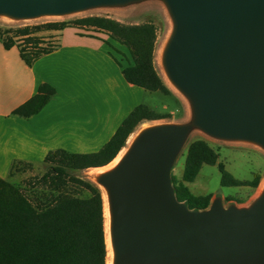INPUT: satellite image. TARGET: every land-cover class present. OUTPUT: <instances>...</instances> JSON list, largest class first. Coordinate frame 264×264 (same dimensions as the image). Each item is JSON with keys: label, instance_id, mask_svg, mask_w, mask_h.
Masks as SVG:
<instances>
[{"label": "water", "instance_id": "water-1", "mask_svg": "<svg viewBox=\"0 0 264 264\" xmlns=\"http://www.w3.org/2000/svg\"><path fill=\"white\" fill-rule=\"evenodd\" d=\"M152 1L172 23L161 68L191 116L142 129L119 162L94 177L106 195L112 264H264V186L246 207L216 197L190 210L171 184L193 131L264 151V0H0V17L28 21Z\"/></svg>", "mask_w": 264, "mask_h": 264}, {"label": "trees", "instance_id": "trees-1", "mask_svg": "<svg viewBox=\"0 0 264 264\" xmlns=\"http://www.w3.org/2000/svg\"><path fill=\"white\" fill-rule=\"evenodd\" d=\"M72 27L107 34L125 46L131 64L122 70L124 79L148 92H171L154 66L156 29L152 23L123 24L102 16H87L71 23H46L0 31L6 49L15 46L20 58L28 66L56 46L47 42L53 31ZM41 33V34H40ZM48 84H41L37 93L18 106L12 115L29 118L40 112L54 95ZM163 116L147 105L137 106L118 127L111 139L95 153L72 154L63 150L48 153L44 163L48 170L35 179L50 194L41 193L35 199L0 178V264H107L106 215L103 192L91 181L77 175L111 163L125 148L133 130L144 121ZM219 153L206 141L191 142L185 152L184 169L180 180L171 176L177 199L190 210L207 209L211 196H195L188 187L203 165H217L223 186H246L257 189L261 177L239 181L230 176L218 162ZM84 192L81 197L71 193ZM230 200V199H228Z\"/></svg>", "mask_w": 264, "mask_h": 264}, {"label": "crops", "instance_id": "crops-1", "mask_svg": "<svg viewBox=\"0 0 264 264\" xmlns=\"http://www.w3.org/2000/svg\"><path fill=\"white\" fill-rule=\"evenodd\" d=\"M51 33L56 47L31 66L0 36V178L21 190L23 167L45 166L56 150L98 152L137 106L156 111L166 98L124 79L130 54L107 34L72 27ZM41 84L55 90L48 104L26 119L12 115Z\"/></svg>", "mask_w": 264, "mask_h": 264}, {"label": "rangeland", "instance_id": "rangeland-1", "mask_svg": "<svg viewBox=\"0 0 264 264\" xmlns=\"http://www.w3.org/2000/svg\"><path fill=\"white\" fill-rule=\"evenodd\" d=\"M87 16L107 17L129 25H137L149 22L152 23L156 29L154 66L156 72L161 76L165 86L169 89L171 94L169 97H166L164 101L160 102L155 111L162 115L163 118L142 122L133 130V133L128 140L131 142L139 131L149 126L166 123L179 124L187 122L191 116L188 102L164 79L163 74L160 71L162 70L160 63L161 53L172 29V23L169 15L164 5L160 2H145L126 8L117 9H96L64 17H42L28 21H13L0 17V31L17 29L25 26L44 25L46 23H71L76 19ZM47 35V32L44 31L41 34V37L47 39L45 40L46 43H52L54 42L53 38L57 36V33H50L49 38ZM153 94V99L156 97L163 99V95L160 92H155ZM198 139L206 141L212 148L218 151V162L225 166V170L232 178L239 181H251L256 176L264 178V151L259 147L246 143L217 141L205 136L199 131H193L189 135L183 149L173 164L171 176L175 177V179H181L185 163V152L188 145ZM129 141H127L124 149H126L129 145ZM48 167L49 165L47 164L38 168L23 167L22 190L28 198L35 199V197L41 195V193L47 194L45 199L50 197V194H48V192L40 184H36L35 180L42 176L48 170ZM98 174L99 172L95 169L77 173V175L80 177L91 181L103 192L102 188L99 187L94 181V177ZM220 180L221 176L217 165H203L195 179L191 183H187L186 186L195 196L210 195L211 200L216 197H221L225 207L230 204H234L238 207L249 206L252 201L260 194L264 186V179L260 181L258 188L255 190L246 186H223ZM171 184L173 186L174 182L171 181ZM71 193L81 197L87 196V193L84 192L71 191Z\"/></svg>", "mask_w": 264, "mask_h": 264}, {"label": "bare ground", "instance_id": "bare-ground-1", "mask_svg": "<svg viewBox=\"0 0 264 264\" xmlns=\"http://www.w3.org/2000/svg\"><path fill=\"white\" fill-rule=\"evenodd\" d=\"M161 73L163 74V77L164 79L168 82L167 78L165 77L164 75V72L163 70H160ZM169 83V82H168ZM170 84V83H169ZM129 141V140H128ZM130 142V141H129ZM130 144V143H128ZM126 149H123L119 155L112 161L111 164L103 167V168H99V169H95L97 170L99 173H102L104 171H107L109 169H111L112 167H114L118 162L119 160L121 159L122 155L124 154ZM94 170V169H93ZM103 190V189H102ZM103 199H104V205H105V215H106V233H107V243H108V248H109V257L107 256V259H108V263L107 264H112V250H111V245H110V239H109V229H108V225H109V214H108V208H107V202H106V195H105V192L103 190Z\"/></svg>", "mask_w": 264, "mask_h": 264}]
</instances>
